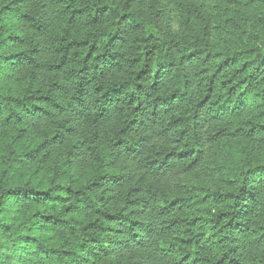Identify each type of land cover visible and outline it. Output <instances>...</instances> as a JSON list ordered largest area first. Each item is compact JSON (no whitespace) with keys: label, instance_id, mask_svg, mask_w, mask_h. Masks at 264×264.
<instances>
[{"label":"trees","instance_id":"16d2710c","mask_svg":"<svg viewBox=\"0 0 264 264\" xmlns=\"http://www.w3.org/2000/svg\"><path fill=\"white\" fill-rule=\"evenodd\" d=\"M167 2L175 6L169 8L165 5L159 13L162 17L159 23L133 22L131 27L129 38L136 45L133 63L140 66L135 77L136 81H140L134 84L136 94L148 80L154 86L162 63L174 68L172 57L182 53L180 61L187 60L190 66H196L197 71L191 80L185 74L183 86L167 97L153 93L156 98L151 101L152 105H156L157 100L164 104L178 94L188 98L187 89L191 88L193 94L200 97L195 105L197 110L206 111L216 123H219L214 119L217 113L223 120H238L244 128L238 127L236 132L246 129L248 134L236 137L234 133H228L220 137V147L211 157L203 159L202 154L204 167L200 175L186 186L189 190L178 195H167L163 200L159 206L164 225L161 229L163 235L158 241L160 249L170 256L181 254L174 264H264V255L255 253L244 256L230 246L236 237L242 238V233L255 232L264 240V197L258 195L254 202L246 203V211L241 214L237 204L239 198L234 194L236 180L233 177L238 164L243 161L246 163L240 175L245 179L246 173L264 170V137L256 140L258 133L254 131H264V123L259 122L264 118V112L255 120L247 119L249 106L241 100L246 94H256L264 103V93L258 92L264 87V0ZM76 4L77 0H70L72 11L81 19L90 18L94 27L97 26L95 21L112 12L105 0H79V6ZM30 5L32 0H7L5 11L0 12V49L5 52L0 56V62L4 63L5 70L18 67L21 58L27 59L36 52V48L28 46V38L20 34L24 25L35 19ZM45 7V3H39L36 11ZM126 18V15H121L116 24L119 25ZM165 29L177 35V38L165 41L160 35ZM35 31L39 32L40 29L36 28ZM116 31L113 29L100 35L81 31L73 38L66 30H58L54 37L58 42L54 55L59 62L45 67L60 70L63 73L60 81L53 77L45 93L42 88L35 87L36 76L21 77L17 81L8 78L6 83H0V104L8 108L28 102L32 109L43 111L41 103L48 101L52 94L60 93L69 82H76V94L72 100L77 99L80 85L76 77L83 73L82 65L109 54L100 50L99 44L103 43L107 48L117 39ZM120 40L125 44L128 42L124 37H120ZM141 77L144 79L141 80ZM79 78L82 80L83 76ZM40 83L44 85L45 81L41 80ZM132 87V83H117L106 89L98 87L95 91L101 93L100 99L103 101L109 93H121ZM62 94L66 95L67 92ZM132 103L130 100L129 104ZM182 103L177 101L171 108L163 109V123L174 125L181 135H186L184 125L188 123L194 137L197 112L185 111L181 114L179 106ZM56 106L61 107L59 104ZM139 106L135 104L132 107L130 119L125 123H135ZM122 111L123 108H119L114 114L119 117ZM12 115L14 113H10L6 120H11ZM241 117L243 119H239ZM16 125L0 134V175H10L12 179L7 191L13 192L29 185L32 186L31 190L43 193L54 191L48 187L46 173H50L53 179L58 175L59 149L72 135L73 129L62 124L47 138H40L28 135L26 129L18 126L19 121ZM216 136L219 137L220 133L216 132ZM123 142L117 140L112 147ZM71 147L75 149L76 145L72 144ZM96 147L98 145L90 144L85 149L89 159L78 183L68 181L64 175L65 184H55V189H61L64 195H53L50 200L29 209H23L15 202H5L0 206V264H24L27 258L36 260L37 264H41V261L43 264H73L78 251H84L98 240L96 233L102 235L106 231H119L117 222L127 220L124 208L137 204L138 190H125L124 178L108 168ZM194 151L200 149L191 148L189 141L184 139L179 141L174 152H166L162 157L157 153V159L151 162L157 163L170 155L185 156ZM108 155H111V148ZM72 156V152L67 153L63 157L64 164ZM192 159L195 160V157ZM111 163L113 161L110 160ZM122 201L123 207L120 206ZM45 203L48 205L46 208ZM78 216H83V219H77ZM106 225L116 227L109 229ZM65 235L69 239H64ZM84 237L87 240L73 247V241ZM115 264L126 262L121 258Z\"/></svg>","mask_w":264,"mask_h":264},{"label":"clouds","instance_id":"9594fccd","mask_svg":"<svg viewBox=\"0 0 264 264\" xmlns=\"http://www.w3.org/2000/svg\"><path fill=\"white\" fill-rule=\"evenodd\" d=\"M105 2L109 4L112 12L106 13L104 17L95 21L97 26L94 27L90 18L81 19L72 11L69 6L70 0H32L30 6L33 8L35 19L25 24L20 34L28 38V46L36 48V52L27 59L21 58L20 65L9 70H5L4 63L0 62V83H6L8 78L17 81L21 77L36 76L35 87L42 88L46 93L48 82H51L53 77L60 81L63 75L60 70L45 67L59 62L54 55L58 43L54 37L58 30H66L69 36L75 38L81 31H91L100 35L117 29L115 33L117 39L112 44H109L107 48L103 43L99 44V49L109 54L82 65L84 71L79 76H83V79L76 77L80 85L77 99L72 100L76 94V82H69L60 93L52 94L48 101L41 103L40 107L43 111L32 109L28 102L18 107L9 106L8 108L0 104V134L9 127H16L17 121H19L18 126L26 129L27 134L32 137L47 138L62 124L73 129L72 135L59 149L58 175L53 179L50 173H46L48 187L53 188L54 191L43 193L39 190H31L32 186L29 185L8 192L7 189L12 184L11 176L0 175V206H3L5 202H15L17 206L29 209L37 203L50 200L53 195H64L61 189H55V184H65L64 175L67 176L68 181L78 183L89 159L85 149L90 144L98 145L96 151L103 156L108 168L126 181L125 190L137 189L139 198L136 205L124 208L127 220L117 222L119 231H106L102 235L96 233L98 240L95 243L89 242L91 246L86 247L84 251H78L73 264H115L121 258L126 264H174L181 254L170 256L166 251H161L158 243L163 235L161 229L164 227L159 206L167 195H178L189 190L186 186L194 177L200 175L204 167L202 154L203 159L211 157L212 153L220 147V137L228 133H234L236 137L248 133L246 129L236 132V128H244L238 120H223L217 113L214 119L219 123H216L210 119L206 111L197 110L195 105L199 103L200 97L194 95L191 88L187 89L188 98L178 94L173 100H168L164 104L157 100L156 105H152L151 101L156 98L153 93L167 97L183 86L185 74L191 80L192 75L197 71L196 66H190L187 60L180 61L179 56L182 53L172 57L174 68L162 63L154 86L153 82L148 80L143 84L139 94H136L134 84L140 82L135 80L140 66L133 63L136 45L129 38L133 22L150 25L159 23L162 19L159 13L165 5L171 8L175 4H168L167 0H105ZM39 3H45L46 7L37 12ZM6 4L7 0H0V12L5 11ZM75 6H79V0ZM121 15H126L127 18L117 25L116 21L120 20ZM86 24L89 27L86 28ZM161 27H163L162 24ZM36 28L40 31H35ZM160 35L165 41L177 38V35L167 29ZM120 37H124L128 42L123 43ZM3 55L5 52L0 49V56ZM161 59L163 61L164 58ZM143 79L144 77H141V80ZM41 80L45 81L44 85H41ZM117 83H132L133 87L121 93H109V96L102 101L101 93H97L95 89L98 87L106 89L116 86ZM157 89H159L158 92ZM63 92L67 94L64 95ZM258 92L264 93V87L258 89ZM129 93L132 95L130 96ZM70 100L71 103H69ZM130 100L133 102L131 105ZM241 100L249 106L246 110L247 119L255 120L260 113L264 112V103L261 102L260 96L246 94L245 97H241ZM177 101L183 102L179 106L181 114L185 111L197 112L194 137L193 129L188 123L184 125L186 135H181L174 125L169 126L163 123V109L171 108ZM57 104L61 107H57ZM135 104L140 105L135 113V123H125L130 119L129 114ZM119 108H123V111L117 117L114 113ZM10 113L14 115L11 120H6ZM259 122L264 123V118H261ZM254 131L258 133L256 140L264 137V131L259 129ZM216 132L220 133L219 137L216 136ZM184 139L189 141L191 148H199L200 151L189 152L181 157L170 155L157 163L151 162L157 159V153L162 157L166 152H174L179 141ZM117 140L124 142L112 147ZM228 143H235V141H228ZM72 144L76 145L75 149H72ZM109 148H111L110 156ZM69 152H72L73 156L68 157V163L64 164L63 157ZM193 157L195 160L192 159ZM110 160L113 163L109 164ZM244 163L246 161L239 163L237 171L233 174L236 180L234 194L239 198L237 204L241 214L246 211V203L254 202L258 195L264 197V170L246 173L247 179H245V176L240 175L244 170ZM60 165L63 166L60 167ZM47 206L45 203L44 207ZM120 206H124L123 201ZM76 218L83 219V216ZM106 227L115 229L116 226L106 225ZM63 238L69 239L67 235ZM85 240H87L86 237L76 239L73 241V247ZM230 246L244 256L255 253L264 255V240L255 232L242 233V238L236 237L235 242ZM239 258L243 259V257ZM24 264H37V262L27 258ZM41 264H43L42 261Z\"/></svg>","mask_w":264,"mask_h":264}]
</instances>
